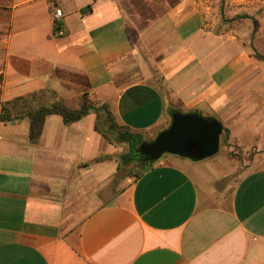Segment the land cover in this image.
I'll list each match as a JSON object with an SVG mask.
<instances>
[{"label": "crops", "instance_id": "obj_1", "mask_svg": "<svg viewBox=\"0 0 264 264\" xmlns=\"http://www.w3.org/2000/svg\"><path fill=\"white\" fill-rule=\"evenodd\" d=\"M198 1L0 0L1 101L86 99L153 137L197 113L230 133L224 154H165L121 182L94 112L48 116L36 142L28 117L0 122V264H264V0H204L208 27Z\"/></svg>", "mask_w": 264, "mask_h": 264}, {"label": "trees", "instance_id": "obj_2", "mask_svg": "<svg viewBox=\"0 0 264 264\" xmlns=\"http://www.w3.org/2000/svg\"><path fill=\"white\" fill-rule=\"evenodd\" d=\"M60 28V22L55 20V33ZM256 55L261 60H264V56L259 53H256ZM45 94V92L34 93L30 96L17 98L9 102L0 100V122L17 123L28 117L31 121L30 139L36 142L43 132L44 123L48 116L54 114L60 115L63 117L64 123L70 125L94 112L97 114L96 129L99 133L114 143H127L129 145L128 152L120 156V168L121 166L135 162L146 169L156 162H143L139 156L142 145L153 143L155 140L148 141L143 134L133 133L125 127V131H118L120 129H116L114 116L108 105L103 104L96 107L86 99L78 109H71L62 101H55L50 105H45L39 102ZM105 122H109L107 130L104 129Z\"/></svg>", "mask_w": 264, "mask_h": 264}, {"label": "water", "instance_id": "obj_3", "mask_svg": "<svg viewBox=\"0 0 264 264\" xmlns=\"http://www.w3.org/2000/svg\"><path fill=\"white\" fill-rule=\"evenodd\" d=\"M223 133L224 126L217 119L174 112L170 127L153 143L142 145L139 156L143 162L158 161L165 154L204 160L218 154Z\"/></svg>", "mask_w": 264, "mask_h": 264}, {"label": "rangeland", "instance_id": "obj_4", "mask_svg": "<svg viewBox=\"0 0 264 264\" xmlns=\"http://www.w3.org/2000/svg\"><path fill=\"white\" fill-rule=\"evenodd\" d=\"M82 101H84V100H82ZM114 120H115L116 129L117 128L120 129L118 131H125L126 130V129H124V127L122 125H119L117 123L115 117H114ZM108 125H109V122H105V124H104L105 130L108 129V127H109ZM229 136H230L229 131L225 129L223 135L221 136V143H220V150H219L220 154L221 153L224 154V152H226V150L230 149ZM144 137L146 140L152 141V140H156L157 135L155 137H153V136H149L147 134V135H144ZM120 146H121V155L128 152V150H129L128 144L120 143ZM261 151L263 152V149L259 148L258 146L252 147L249 150V154L251 155L250 157L251 158L254 157L255 154H259V153H261ZM233 154H235V153H233ZM139 169H140L139 164L135 163V162L128 164V165L121 166V168L119 170L120 181L122 182L123 180L128 179V178L134 179V177L138 174Z\"/></svg>", "mask_w": 264, "mask_h": 264}, {"label": "built area", "instance_id": "obj_5", "mask_svg": "<svg viewBox=\"0 0 264 264\" xmlns=\"http://www.w3.org/2000/svg\"><path fill=\"white\" fill-rule=\"evenodd\" d=\"M198 2L203 5V8H204V13H203V16H204V26L205 27H208L209 26V22L211 21L210 18L213 15V13L211 14V12H212V10H214V8L216 6L213 3H211V4L210 3H206L204 0H199ZM53 14H54L55 20H59V19H61L63 17L62 10L59 9V8H57V7H54L53 8Z\"/></svg>", "mask_w": 264, "mask_h": 264}]
</instances>
